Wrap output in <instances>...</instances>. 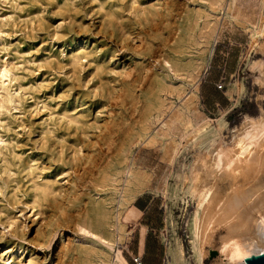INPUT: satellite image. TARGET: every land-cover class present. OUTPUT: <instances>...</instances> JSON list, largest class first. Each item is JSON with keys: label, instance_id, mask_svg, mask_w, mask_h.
Masks as SVG:
<instances>
[{"label": "rangeland", "instance_id": "rangeland-1", "mask_svg": "<svg viewBox=\"0 0 264 264\" xmlns=\"http://www.w3.org/2000/svg\"><path fill=\"white\" fill-rule=\"evenodd\" d=\"M230 1L0 0V264H167L177 245L184 264L229 262L228 228L264 207L262 142L213 165L264 117V0Z\"/></svg>", "mask_w": 264, "mask_h": 264}, {"label": "bare ground", "instance_id": "bare-ground-1", "mask_svg": "<svg viewBox=\"0 0 264 264\" xmlns=\"http://www.w3.org/2000/svg\"><path fill=\"white\" fill-rule=\"evenodd\" d=\"M235 3H236V0H231L229 6L231 7V5L232 6L235 5ZM9 74H10L9 70L6 66H4L0 69V80H1L0 85H1V88L3 89V91L7 90V84H6L5 80L9 78ZM198 85H199V78H198L196 87ZM0 97H1L0 107L2 106L1 102H4L5 100L10 101V98L7 94L3 95L2 93H0ZM237 102H239L238 99H236V103ZM5 103H7V102H5ZM6 107H8V106H6ZM180 113L181 112H179V115H177V114L176 115L178 117L181 115L180 116V118H181L183 113L182 114H180ZM176 115H174V117ZM185 115L186 114L184 113L183 119H184L185 123L190 125L191 127H193L192 119L190 118V115H187V116H185ZM178 117L174 118V119L177 120V119H179ZM222 121L223 120H219L220 125H223ZM166 122L167 121H165V123H163V126L166 130H164L162 128L165 132L169 130L168 129V127H169L168 123L169 122L168 123H166ZM208 123H209L208 119H205V121H203V123H201L196 128V132H199ZM232 141H233V147L234 148L232 150H227L224 147L220 148L214 157L213 165H215L216 167H218L220 169H225L226 167L229 169H235L238 162L242 160V157H247V156L250 157L254 153L256 146H260L261 142L264 144V117L251 118L249 116H246L244 121L242 122L240 128H238L236 133L233 134ZM0 142H3V139L1 136H0ZM91 156H93V155H91ZM167 156H169V154ZM134 170L130 171L129 180H130V178H135V179L138 178V176H135ZM191 179L192 180H191V183L189 185V191L197 197V200H198L197 205L199 207L203 208L214 197L215 190H213V185L208 186L207 184H204V183L203 184H197L198 182H196V180L198 179V176L196 174L193 175ZM143 189L144 188L142 185L136 184L134 187H132L129 190V193H127V195L125 196V200H127L128 198L134 199L140 191H143ZM262 200L264 201V196L262 197ZM234 206H235L234 213L237 214L238 208L240 207L239 201L236 202V204ZM255 207H256L255 205L248 207L249 209L245 213H243L242 215H239L240 214L239 213L236 216L238 218L237 222L228 228L227 232L229 234L227 233L228 234L227 237L222 241V243L220 245V254H226L227 253V255L229 256V258H228L229 262L227 264H247L246 263L247 257H249L253 254H260V253L264 252V207H262V206L258 207L257 211L260 210L261 212L260 213L257 212L258 215L256 216V218L254 216H252V217L250 216L251 210H255ZM253 217L255 218L254 224L251 222ZM103 225L104 224H102V226ZM88 226H89V228L88 227H82V229L86 230L88 233H91L97 237L98 236L101 237V233L99 234V233H96L94 231V228H95L94 222H89ZM100 226H101V224H100ZM200 227H201L200 226V215H199V210H197L194 214L193 219H192V230H193V233L195 234V236L197 237V239L200 240V246H199V249L197 251V253L199 254V258L201 257V255L205 254V252L203 250L202 243H204L207 240V239L201 240L199 238ZM233 237H235V238H233ZM117 260H118L119 264H129V262L121 254L120 250L117 253ZM184 261H186V258H185V253H184L183 247L180 245H177L172 252V259H170L167 264H184Z\"/></svg>", "mask_w": 264, "mask_h": 264}, {"label": "water", "instance_id": "water-1", "mask_svg": "<svg viewBox=\"0 0 264 264\" xmlns=\"http://www.w3.org/2000/svg\"><path fill=\"white\" fill-rule=\"evenodd\" d=\"M247 264H264V252L260 254H253L246 258Z\"/></svg>", "mask_w": 264, "mask_h": 264}, {"label": "built area", "instance_id": "built-area-1", "mask_svg": "<svg viewBox=\"0 0 264 264\" xmlns=\"http://www.w3.org/2000/svg\"><path fill=\"white\" fill-rule=\"evenodd\" d=\"M135 261H136V262H139V261H140V258L135 259Z\"/></svg>", "mask_w": 264, "mask_h": 264}]
</instances>
